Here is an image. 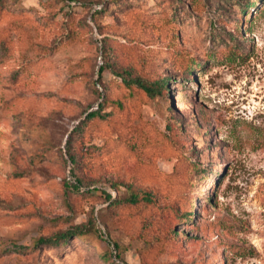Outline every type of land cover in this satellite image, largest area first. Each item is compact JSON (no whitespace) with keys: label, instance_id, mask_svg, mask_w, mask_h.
Listing matches in <instances>:
<instances>
[{"label":"rangeland","instance_id":"obj_1","mask_svg":"<svg viewBox=\"0 0 264 264\" xmlns=\"http://www.w3.org/2000/svg\"><path fill=\"white\" fill-rule=\"evenodd\" d=\"M114 2L0 0V264H264V0ZM105 36L170 96L100 82ZM104 86L182 159L124 153L117 115L75 139L74 175L66 143ZM145 191L154 203L114 204ZM80 227L85 240L34 246Z\"/></svg>","mask_w":264,"mask_h":264},{"label":"trees","instance_id":"obj_2","mask_svg":"<svg viewBox=\"0 0 264 264\" xmlns=\"http://www.w3.org/2000/svg\"><path fill=\"white\" fill-rule=\"evenodd\" d=\"M114 4L118 10L122 9L124 3H119L117 0H114ZM246 4V3H245ZM242 6V5H241ZM244 6V5H243ZM102 10L101 12H104ZM244 11V10H243ZM173 20H178L177 17L173 16ZM104 41V62L100 66L99 81H103V74L107 71L111 76H113L116 80V83L122 89H137L145 95L149 97L155 98L157 96L164 98V91H167V95L170 96V88L168 86L170 80L169 78H162L159 80L146 79L141 74L137 73L136 67H140V69L144 68L146 65V58H141L136 56L137 62L136 64H124L122 60L119 59L118 53L114 48V43L109 41V38L105 36L103 38ZM135 49L134 46H128L126 50L128 52L133 51ZM136 50V49H135ZM237 51V50H236ZM101 101L96 109L91 110L87 113L86 117L72 130L68 141L66 143L67 153L69 158L73 163V167L71 168L72 173L74 175L78 174V171L81 170V160L78 155L75 153V139L84 135L86 132L90 130H98L106 123L114 120L117 115L122 117L124 126L126 129L120 132L116 138H108V141L114 143L117 148H121L124 153L131 154L132 157L141 161L143 157L148 159L157 160L163 157H176L182 159V154L179 155L178 148L174 145V137L171 132L168 133H155L151 126L147 122L141 120L137 126L131 125L129 126V119L124 118V114H129L126 111V103L119 99L118 97L113 96L111 93L107 91V87L104 86L103 93L101 95ZM167 100V99H166ZM127 119V120H126ZM126 124V125H125ZM157 135H161L157 138ZM111 146V145H110ZM106 144L101 146H93L96 151H101L103 149L108 148ZM179 160V159H178ZM155 166V164H154ZM206 172V169H205ZM159 178H165L168 175H158ZM79 179V178H78ZM80 181V180H78ZM183 185L179 184L178 188L173 190L176 194L185 193L183 189ZM108 199L111 198L109 194H107ZM192 198V197H190ZM192 200L189 199V203ZM155 197L151 191H145L144 193L132 192L130 195L123 200L115 201L114 204L117 206L124 204L127 206H135L139 204H151L154 203ZM193 201H197V198ZM190 207V208H191ZM192 209H196L193 207ZM194 217L193 212L190 209H187V214L185 218L190 221ZM73 239H86V234H84L83 229L77 228L72 230H67L65 232L57 233L48 238H40L35 242V247L42 245L44 247H52L53 249H60L69 245L71 240ZM2 246L0 245V248ZM26 248V246H10L9 249L14 252H21ZM4 249V248H3ZM4 251V250H3ZM3 251L1 253H3Z\"/></svg>","mask_w":264,"mask_h":264},{"label":"built area","instance_id":"obj_3","mask_svg":"<svg viewBox=\"0 0 264 264\" xmlns=\"http://www.w3.org/2000/svg\"><path fill=\"white\" fill-rule=\"evenodd\" d=\"M105 232V230H103Z\"/></svg>","mask_w":264,"mask_h":264}]
</instances>
